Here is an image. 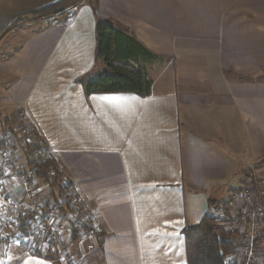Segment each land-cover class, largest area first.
Segmentation results:
<instances>
[{
	"label": "crops",
	"instance_id": "crops-1",
	"mask_svg": "<svg viewBox=\"0 0 264 264\" xmlns=\"http://www.w3.org/2000/svg\"><path fill=\"white\" fill-rule=\"evenodd\" d=\"M60 1L0 0V127L23 113L98 219L99 237L71 240L76 261L187 264L185 228L264 160V0H81L58 25L34 15ZM99 23L158 56L142 63L149 97L86 95ZM7 186L19 199V173ZM10 248L0 264H61Z\"/></svg>",
	"mask_w": 264,
	"mask_h": 264
},
{
	"label": "built area",
	"instance_id": "built-area-1",
	"mask_svg": "<svg viewBox=\"0 0 264 264\" xmlns=\"http://www.w3.org/2000/svg\"><path fill=\"white\" fill-rule=\"evenodd\" d=\"M72 17V10H68L54 18L52 24ZM9 125L0 127V262L14 243L30 255H42L61 264H81L72 256L70 242L73 238L99 237L102 229L98 219L56 161L48 174L61 183L55 193H47L35 166L54 159L52 152L47 147L25 151L41 144L23 113L15 114ZM16 173L21 182L19 199L7 186ZM208 215L235 243L230 256L233 263L264 264V173L250 171L244 185L215 204Z\"/></svg>",
	"mask_w": 264,
	"mask_h": 264
},
{
	"label": "trees",
	"instance_id": "trees-1",
	"mask_svg": "<svg viewBox=\"0 0 264 264\" xmlns=\"http://www.w3.org/2000/svg\"><path fill=\"white\" fill-rule=\"evenodd\" d=\"M81 0H61L34 14L40 17H60ZM96 67L99 76L82 79L86 95L98 94H134L147 98L152 94L153 82L142 67L144 61L153 62L158 56L149 52L128 30L110 23H99L96 29ZM141 64V65H140ZM45 144L27 148L41 149ZM55 163L48 159L40 166H35L40 181L55 193L60 181L48 174V169ZM33 166V164H29ZM264 168V160L255 166L256 170ZM187 264H235L230 256L236 249L230 235L217 226L208 214L197 226L186 227Z\"/></svg>",
	"mask_w": 264,
	"mask_h": 264
},
{
	"label": "rangeland",
	"instance_id": "rangeland-1",
	"mask_svg": "<svg viewBox=\"0 0 264 264\" xmlns=\"http://www.w3.org/2000/svg\"><path fill=\"white\" fill-rule=\"evenodd\" d=\"M96 1V0H95ZM80 2V1H79ZM71 9V8H70ZM141 65V64H140ZM9 121H10V119H9ZM9 121H8V123H9ZM33 131H34V133L36 134V132H35V130L33 129ZM36 137H37V135H36ZM37 142H39V140H38V137H37ZM41 144V143H40ZM20 152H22V153H24L23 152V150H20ZM25 155H26V153H25ZM19 161V160H18ZM22 160H20V162H19V164H22ZM46 191H47V193H51L52 192V190H51V188L50 187H46ZM229 190H225L224 192H223V190H222V192L220 193V194H222L223 196H222V198H221V201H223V200H225V199H227V197H228V195H229V193L230 192H228ZM218 195H219V193H218ZM215 197V196H214ZM21 250V249H20ZM18 252H20L19 251V249H18V247H16L15 245H14V243H12L11 244V248H10V251H9V255L11 256H13L14 254H16V253H18Z\"/></svg>",
	"mask_w": 264,
	"mask_h": 264
},
{
	"label": "snow or ice",
	"instance_id": "snow-or-ice-1",
	"mask_svg": "<svg viewBox=\"0 0 264 264\" xmlns=\"http://www.w3.org/2000/svg\"><path fill=\"white\" fill-rule=\"evenodd\" d=\"M106 99H107V98H106ZM110 99H118V98L113 97V98H110Z\"/></svg>",
	"mask_w": 264,
	"mask_h": 264
}]
</instances>
